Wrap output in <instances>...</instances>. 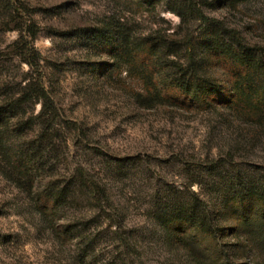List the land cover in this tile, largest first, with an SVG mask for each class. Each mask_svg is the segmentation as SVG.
Listing matches in <instances>:
<instances>
[{
	"label": "rangeland",
	"instance_id": "1",
	"mask_svg": "<svg viewBox=\"0 0 264 264\" xmlns=\"http://www.w3.org/2000/svg\"><path fill=\"white\" fill-rule=\"evenodd\" d=\"M191 1L209 20L252 47L264 48V0ZM141 2L13 0L11 15L0 8V95L14 101L27 81L39 79L60 116L54 145L41 155L33 150L42 130L35 120L40 103L3 117L0 264H83L75 259L77 243L57 236L39 215L36 194H27L12 180L26 172L20 159H32L29 167H34V155L40 157L44 168H29L36 183L46 178L67 182L84 167L106 185L113 220L81 197L71 201L57 222L81 227L89 220L96 264H186L184 253L164 241L163 229L149 214L151 207L164 203L166 191L176 195L191 182V189L203 192L214 205L224 195L214 191L218 183H227L237 170H263L264 125L221 105L222 98L231 97L226 90L214 94L217 99L207 107L160 101L147 91L152 78L144 75L141 61L114 65V35L106 33L104 42L98 33L103 27L120 23L134 37L179 29L180 18L168 1L155 9ZM189 19L187 26L200 38L205 22L192 15ZM10 27L23 29L29 41L31 31L36 33L32 45L24 43L32 66L16 54L20 32ZM210 72L225 85L217 66ZM226 219L236 218L230 212L223 224Z\"/></svg>",
	"mask_w": 264,
	"mask_h": 264
},
{
	"label": "trees",
	"instance_id": "2",
	"mask_svg": "<svg viewBox=\"0 0 264 264\" xmlns=\"http://www.w3.org/2000/svg\"><path fill=\"white\" fill-rule=\"evenodd\" d=\"M166 1L172 5L171 11L180 18L177 32L167 34L153 30L144 36L134 37L120 23H113L107 29L103 27L98 32L104 42L107 40L106 33L113 32L111 55L114 65L141 61L144 75L152 78L147 91L151 93V98H158L160 101L207 107L217 99L214 94L226 90L231 97L228 100L222 98V102H225H220L221 105L232 109L236 116L263 126L264 48L252 47L234 31H227L209 20L191 0H142L141 3L146 8L155 9ZM12 2L13 0H0V8L8 9L11 15ZM191 15L202 19L206 24L200 38H196L195 32L187 26ZM15 28L17 27L7 30ZM17 29L20 36L14 43L17 46L16 54L23 58V62L32 66L28 55L30 52L24 43L32 45L36 33L31 31L32 41H29L24 30ZM164 59L169 64L164 63ZM212 66H217L222 72L225 85L220 84L218 78L212 75ZM0 96V130L4 125V115L29 103H40L41 108L35 120L42 130L35 142L39 143L33 150L40 155L43 150H49L54 145V132L58 130L60 116L54 99L43 82L30 79L21 87L14 101L8 102L6 97ZM34 157L38 158L34 167H29L32 159H20V166L23 168L20 169L26 172L20 171V176L11 177L12 180L27 194H36L37 212L57 236L77 243L75 259L83 264H96V247L89 220L84 221L81 227L57 222L61 220V212L71 201L81 197L87 203H94L113 220L108 212L112 207V200L106 185L97 181L84 167L67 182L46 178L36 183L30 170H40L44 168V164L41 165L40 157ZM219 164L225 166L228 163ZM194 183L177 190L176 195L166 191L164 203L150 209L149 214L163 229L164 241L168 246L182 251L186 264H264V168L250 173L237 170L227 183L220 186L218 183L214 191H221L224 195L214 205L206 199L203 192L191 189ZM230 212L236 219H226L223 224L222 218ZM243 226L251 228L243 231Z\"/></svg>",
	"mask_w": 264,
	"mask_h": 264
}]
</instances>
